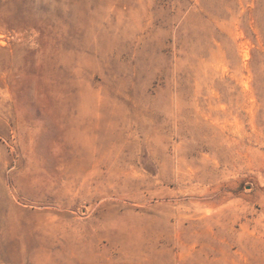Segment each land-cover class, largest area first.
<instances>
[{
  "label": "rangeland",
  "instance_id": "rangeland-1",
  "mask_svg": "<svg viewBox=\"0 0 264 264\" xmlns=\"http://www.w3.org/2000/svg\"><path fill=\"white\" fill-rule=\"evenodd\" d=\"M0 264H264V0H0Z\"/></svg>",
  "mask_w": 264,
  "mask_h": 264
}]
</instances>
